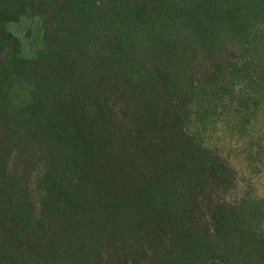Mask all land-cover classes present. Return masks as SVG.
Wrapping results in <instances>:
<instances>
[{
  "label": "trees",
  "instance_id": "obj_1",
  "mask_svg": "<svg viewBox=\"0 0 264 264\" xmlns=\"http://www.w3.org/2000/svg\"><path fill=\"white\" fill-rule=\"evenodd\" d=\"M263 172L264 0H0V264H264Z\"/></svg>",
  "mask_w": 264,
  "mask_h": 264
},
{
  "label": "rangeland",
  "instance_id": "obj_2",
  "mask_svg": "<svg viewBox=\"0 0 264 264\" xmlns=\"http://www.w3.org/2000/svg\"><path fill=\"white\" fill-rule=\"evenodd\" d=\"M219 140V139H218ZM231 162L233 164H235V160H231ZM257 191L260 193V194H264V172H263V175L257 179Z\"/></svg>",
  "mask_w": 264,
  "mask_h": 264
}]
</instances>
